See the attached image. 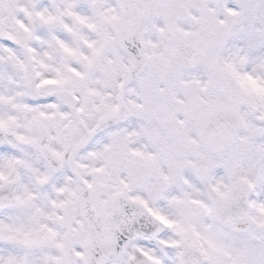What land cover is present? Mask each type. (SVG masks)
I'll return each instance as SVG.
<instances>
[{
	"label": "snow or ice",
	"instance_id": "obj_1",
	"mask_svg": "<svg viewBox=\"0 0 264 264\" xmlns=\"http://www.w3.org/2000/svg\"><path fill=\"white\" fill-rule=\"evenodd\" d=\"M0 264H264V0H0Z\"/></svg>",
	"mask_w": 264,
	"mask_h": 264
}]
</instances>
